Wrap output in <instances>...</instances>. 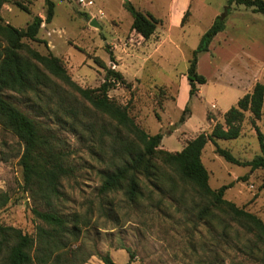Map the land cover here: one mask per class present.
I'll list each match as a JSON object with an SVG mask.
<instances>
[{
  "label": "rangeland",
  "instance_id": "rangeland-1",
  "mask_svg": "<svg viewBox=\"0 0 264 264\" xmlns=\"http://www.w3.org/2000/svg\"><path fill=\"white\" fill-rule=\"evenodd\" d=\"M52 1V23H43L38 35L41 42L29 41V46L60 58L82 88L94 89L103 83V65L121 72L127 84L117 86L109 96L128 106L148 134L163 135L160 150L180 152L198 135L210 134L218 123L224 124L225 113L239 98L256 83L264 84V16L251 9L234 6L225 31L216 36L210 51L199 54L198 72L207 83L199 85L190 99L189 62L228 0H128L159 21L149 40L133 31L125 0H86L94 4L86 7L79 0ZM23 4L30 13L5 5L4 22L25 29L35 16L45 19L46 0H23ZM93 19L101 28L91 25ZM12 100L30 116L37 114L26 99L12 96ZM40 115L58 134L73 171L63 179L53 209L82 221L79 240L69 251L77 264H105L102 258L107 255L115 264H264V242L254 232L220 210L207 209L208 201L160 161L164 173L175 182L173 190L170 182L158 185L143 178L136 203L129 202L123 191L101 195L102 173L112 169L111 139L94 142L63 127L55 117ZM257 125L264 134V106ZM3 142L8 145L3 147ZM217 145L242 162L262 155L250 113L237 140L217 141ZM0 149L7 159L0 161V195L10 198L0 209V224L34 234L42 223L32 209L45 211L46 207L36 205L22 187V146L0 129ZM202 161L212 189L233 184L225 199L264 221V170L227 162L216 154L212 142L203 150Z\"/></svg>",
  "mask_w": 264,
  "mask_h": 264
},
{
  "label": "trees",
  "instance_id": "trees-1",
  "mask_svg": "<svg viewBox=\"0 0 264 264\" xmlns=\"http://www.w3.org/2000/svg\"><path fill=\"white\" fill-rule=\"evenodd\" d=\"M8 4L30 13L23 0H0V129L4 134L15 137L22 146L19 160L22 187L36 205H43L46 210H39L38 207L32 209L36 219L42 223L37 225L34 234L0 224V264L78 263L69 251L79 240L82 221L78 216L70 219L53 209L61 196L63 179L71 176L73 171L62 141L53 127L41 118V113L55 117V121L63 127L74 134L82 133L94 142L98 140L103 143L111 139L112 169L102 173L101 195L123 191L129 202L136 203L142 195L143 178L158 185L170 182L173 190L175 182L164 173L165 170L158 164L160 161L208 201L207 209L222 211L264 242V221L225 199L226 191L233 184L212 189L210 174L202 161L203 150L212 142L216 145V154L227 162L249 166L253 171L264 170V134L257 125L263 116L264 84L256 83L250 93L225 113L224 124L218 123L210 134L198 135L180 152L163 151L159 149L163 135L148 134L135 122L128 106L110 98V91L127 84L121 72L103 65V83L94 89L82 88L72 80L60 58L51 53L41 54L29 46V41L41 42L38 35L43 23H52L55 17L54 1L46 0L45 19L35 16L25 29L4 22L2 10ZM234 6H243L264 16V0H228L224 12L217 16L201 37L189 62L187 78L190 99L198 93L199 85L207 83L206 78L198 72L199 54L210 51L213 40L225 31ZM124 7L133 18V31L149 40L155 34L159 21L137 10L128 0H125ZM189 14L188 9L182 25ZM12 96L26 99L28 106L38 111L37 114L30 116L24 112L13 102ZM188 111V107L185 108L182 122ZM246 113L251 114L262 155L242 162L229 150L219 147L217 141L237 140L241 136ZM2 144L3 147L8 145L7 142ZM0 161L7 162L1 149ZM9 200L6 193L1 194L0 209ZM102 260L105 264H115L109 255Z\"/></svg>",
  "mask_w": 264,
  "mask_h": 264
},
{
  "label": "built area",
  "instance_id": "built-area-1",
  "mask_svg": "<svg viewBox=\"0 0 264 264\" xmlns=\"http://www.w3.org/2000/svg\"><path fill=\"white\" fill-rule=\"evenodd\" d=\"M79 1L85 7L94 5L92 1H89V2H86V0H79ZM100 14H101V16H104V13L102 11H100Z\"/></svg>",
  "mask_w": 264,
  "mask_h": 264
},
{
  "label": "water",
  "instance_id": "water-1",
  "mask_svg": "<svg viewBox=\"0 0 264 264\" xmlns=\"http://www.w3.org/2000/svg\"><path fill=\"white\" fill-rule=\"evenodd\" d=\"M91 25L94 26V27H97V28H101V25H100L99 21H97L96 19H93L91 21Z\"/></svg>",
  "mask_w": 264,
  "mask_h": 264
},
{
  "label": "crops",
  "instance_id": "crops-1",
  "mask_svg": "<svg viewBox=\"0 0 264 264\" xmlns=\"http://www.w3.org/2000/svg\"><path fill=\"white\" fill-rule=\"evenodd\" d=\"M243 91H244V90H243ZM239 99H240V98H239ZM239 99H238V100H239Z\"/></svg>",
  "mask_w": 264,
  "mask_h": 264
}]
</instances>
